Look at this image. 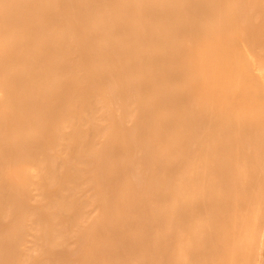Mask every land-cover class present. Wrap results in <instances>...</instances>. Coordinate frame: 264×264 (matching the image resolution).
<instances>
[{"label": "bare ground", "instance_id": "bare-ground-1", "mask_svg": "<svg viewBox=\"0 0 264 264\" xmlns=\"http://www.w3.org/2000/svg\"><path fill=\"white\" fill-rule=\"evenodd\" d=\"M0 264H264V0H0Z\"/></svg>", "mask_w": 264, "mask_h": 264}]
</instances>
